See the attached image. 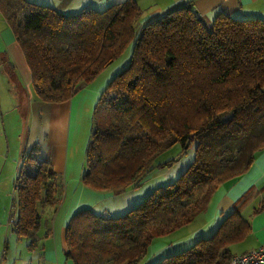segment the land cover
I'll list each match as a JSON object with an SVG mask.
<instances>
[{"label": "trees", "instance_id": "obj_1", "mask_svg": "<svg viewBox=\"0 0 264 264\" xmlns=\"http://www.w3.org/2000/svg\"><path fill=\"white\" fill-rule=\"evenodd\" d=\"M0 14L22 49L36 98L64 102L131 48L127 65L101 91L92 113L82 182L120 192L195 142L192 162L120 215L76 211L65 231L74 264H138L156 237L190 223L223 182L245 173L264 148V20L220 13L207 25L192 2L138 29L136 0L64 14L32 0H0ZM15 178L19 237L33 238L39 209L58 205L62 178L37 144L20 153ZM261 200L254 213L264 208ZM252 192L251 190L248 192ZM238 200L208 237L148 264H230L229 246L251 231ZM14 213L10 215L13 216Z\"/></svg>", "mask_w": 264, "mask_h": 264}, {"label": "crops", "instance_id": "obj_2", "mask_svg": "<svg viewBox=\"0 0 264 264\" xmlns=\"http://www.w3.org/2000/svg\"><path fill=\"white\" fill-rule=\"evenodd\" d=\"M32 1L69 14L84 7L100 9L124 0ZM188 1L207 25L220 13L233 18L264 20V0H136L142 9L138 29L167 9ZM130 54L131 48L67 101L45 102L36 98L22 49L0 14V264H74L65 256V231L76 211L90 209L96 214L120 215L140 200L139 196L131 199L126 195L121 202L109 206L104 200L128 191L97 190L82 182L94 105L103 88L127 65ZM36 144L38 159L48 161L64 181L63 194L58 205H45L39 209V228L33 238L19 237L9 222L12 213L17 218V211L12 208L16 199L14 182L21 163V151ZM174 166L146 175L141 183L162 175L169 181L174 180L180 173ZM263 184L264 148L245 173L218 186L193 221L168 235L154 238L138 264L155 262L188 248L199 237H208L232 206L247 195L241 215L249 221L251 231L229 249L235 254L264 245V208L254 213L262 198L259 188ZM250 190L252 192L248 193Z\"/></svg>", "mask_w": 264, "mask_h": 264}, {"label": "rangeland", "instance_id": "obj_3", "mask_svg": "<svg viewBox=\"0 0 264 264\" xmlns=\"http://www.w3.org/2000/svg\"><path fill=\"white\" fill-rule=\"evenodd\" d=\"M194 151H195V142H193L189 146H185L184 148H182L180 144L176 143L172 147H170L169 149L158 155V157L156 158V163L158 164L163 163L166 160L171 159L174 161L173 163L175 164L174 168L176 170H180V172H183L187 168V166L192 162L194 157ZM167 182H169V180L164 175L147 179L142 185L136 188H132V187L125 188V191H128L126 192L127 194H121V196H117L114 199L111 198L110 200L107 201L104 200L105 201L104 203L108 204L109 206L114 205L116 201L121 202L122 198H125L126 195L131 199L134 196L136 197L139 196L140 200H142L148 194V192H150V190H152L156 185L158 184L163 185L166 184ZM62 183L64 188V181H62Z\"/></svg>", "mask_w": 264, "mask_h": 264}, {"label": "built area", "instance_id": "obj_4", "mask_svg": "<svg viewBox=\"0 0 264 264\" xmlns=\"http://www.w3.org/2000/svg\"><path fill=\"white\" fill-rule=\"evenodd\" d=\"M15 216L9 218L13 223ZM230 264H264V245H259L251 250L235 253L230 258Z\"/></svg>", "mask_w": 264, "mask_h": 264}, {"label": "water", "instance_id": "obj_5", "mask_svg": "<svg viewBox=\"0 0 264 264\" xmlns=\"http://www.w3.org/2000/svg\"><path fill=\"white\" fill-rule=\"evenodd\" d=\"M185 146H187V144Z\"/></svg>", "mask_w": 264, "mask_h": 264}, {"label": "snow or ice", "instance_id": "obj_6", "mask_svg": "<svg viewBox=\"0 0 264 264\" xmlns=\"http://www.w3.org/2000/svg\"><path fill=\"white\" fill-rule=\"evenodd\" d=\"M246 2H247V0H246Z\"/></svg>", "mask_w": 264, "mask_h": 264}]
</instances>
